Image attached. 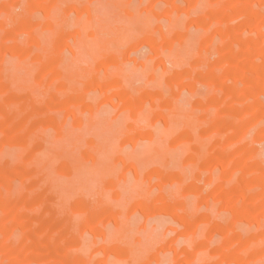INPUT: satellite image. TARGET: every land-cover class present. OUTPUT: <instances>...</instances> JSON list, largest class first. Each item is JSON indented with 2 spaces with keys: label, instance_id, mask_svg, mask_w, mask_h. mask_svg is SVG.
<instances>
[{
  "label": "rangeland",
  "instance_id": "obj_1",
  "mask_svg": "<svg viewBox=\"0 0 264 264\" xmlns=\"http://www.w3.org/2000/svg\"><path fill=\"white\" fill-rule=\"evenodd\" d=\"M0 264H264V0H0Z\"/></svg>",
  "mask_w": 264,
  "mask_h": 264
}]
</instances>
